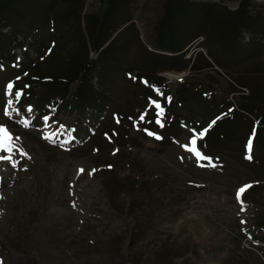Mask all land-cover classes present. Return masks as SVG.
<instances>
[{
  "label": "rangeland",
  "instance_id": "374dc122",
  "mask_svg": "<svg viewBox=\"0 0 264 264\" xmlns=\"http://www.w3.org/2000/svg\"><path fill=\"white\" fill-rule=\"evenodd\" d=\"M47 1L12 3L9 12L23 11L26 5L27 14L35 13L32 17L10 13L8 20L19 25L16 28L9 22L0 24V34L12 37L15 69L24 64L21 70L29 73L49 65L61 76L68 69L67 59L80 54L83 40H88L84 28L96 24L99 38L108 40L102 48L104 54L116 58L117 66L103 63L102 72L95 71L86 81L103 97L119 91L116 100L99 97L108 104L104 110L106 130L101 131L96 122L83 121L86 126L82 127L94 136L89 139L85 134L81 140L66 142L69 137L62 123L51 119L52 115L45 122V116L32 105V111H26L28 117H23L14 97L0 83L6 116L0 117V128H6L12 137V161H19L15 167L12 161H0V264H264V228L258 224L264 220V127L259 125L260 119L264 120V51L253 50L257 43L264 50L262 34L257 32L253 42L252 36L247 39L244 35L238 42L242 50L220 45L218 39L211 45L226 62L235 61L245 51L256 55L237 69L238 77L247 79L249 89L232 92L230 98L238 102L249 99L260 108L257 115H247L237 123L245 138L259 139L257 146L251 143L256 146L251 150L255 157L249 159L247 153L243 160H232L226 154L211 153L216 164L211 167L206 159L188 151L195 137L188 126L165 130L162 139L154 137L153 141L136 128L142 124L140 113L150 114L154 105L143 97L142 85L131 83L130 75L123 72L140 73L146 65L139 60L153 58L150 47L163 15V0H84L79 9L88 14L87 22L73 12L71 3L49 5ZM191 1L219 4L234 11L241 0ZM255 1L264 4V0ZM203 25L194 13L179 11L170 28L177 31L175 41H183L187 34L202 31ZM203 39L185 48L183 60L197 50L207 52L203 47L195 49ZM38 45L44 49V58L36 50ZM89 54L97 59V54ZM29 61L35 65L29 67ZM254 62L257 69L252 67ZM162 68L158 76L169 82L171 92L180 78L190 75L189 71L165 70L167 65ZM113 69L115 75H107V89L103 90L100 75ZM17 73L9 70L5 77L16 81L21 78ZM200 74L215 91H231L226 75L222 78L213 73L210 79L206 72ZM36 94L38 99L28 101L37 104L49 93L39 88ZM8 99H13L11 106ZM209 103L202 100L197 109L202 113ZM44 108L50 110L46 105ZM154 113L160 118L159 110ZM145 117L150 121L148 115ZM164 120L170 121L168 117ZM121 127L135 128L128 130L133 140L123 139L135 148L111 150L105 144L109 138L104 131ZM257 132H261L259 137ZM235 140L239 144L229 140L227 146L237 150L243 141L239 136ZM250 185L260 189L255 203L243 201L242 193L238 195L241 187Z\"/></svg>",
  "mask_w": 264,
  "mask_h": 264
},
{
  "label": "trees",
  "instance_id": "16d2710c",
  "mask_svg": "<svg viewBox=\"0 0 264 264\" xmlns=\"http://www.w3.org/2000/svg\"><path fill=\"white\" fill-rule=\"evenodd\" d=\"M21 0H0V24L1 22H9V26L13 28L19 25L11 23L9 15L16 14L21 17H32L35 13L26 11V5H24L23 11L9 12L10 4L20 2ZM26 2V0H23ZM32 2L34 0H31ZM39 0H36V4ZM84 0H48L47 4L54 5L61 3L63 5L67 3L72 4L73 12L79 17L83 18L86 22L88 20V14H84L81 8V4ZM112 1V0H109ZM163 15L158 21L157 26L154 29V39L152 40L150 53L153 58L149 60H139L143 63L145 70L140 69V73L134 71L123 72L130 75L129 79L131 83L137 82L142 85L144 92L143 97L150 103L152 101H158L161 107L164 109L163 116L156 118L154 111L159 110L155 108L154 111L148 115L150 121L144 119L141 121V126L136 128L140 129V133L147 140H154L157 135L163 137L162 133L165 130L172 131L174 129H183L184 126H188L191 129V133L197 139V150L201 151L202 157H211L212 154H226L227 157L241 158L242 160L247 156V153L251 157V151L249 152L247 145L251 139V143L255 142L257 146L259 139L252 136L245 138L238 131L237 123L246 120L247 115L253 116L258 114V106L255 105L249 99L242 101H233L230 98L232 92L243 93L244 89H249L247 79L238 77L237 69L245 66L250 60L255 59L256 55L252 52H243L239 55L235 61L226 62L220 60L211 45L214 40H220V45H226L237 50H242L239 43L240 40L244 39V35L250 38L252 36V42L255 41L256 33L259 32L264 37V4L256 2L255 0H241L234 11L227 10L226 7L220 6L219 4H207V3H196L191 0H163ZM35 10V9H34ZM189 11L194 13L196 17L201 18L204 22L203 29L200 32H194L187 34L188 37L183 41H175L178 36L177 31L170 28L172 19L175 18L177 12ZM83 15V16H82ZM34 19V18H33ZM32 19V20H33ZM31 20V21H32ZM199 20V19H196ZM35 21V20H34ZM33 21V22H34ZM27 27V25H25ZM87 35L88 40H83L84 45L81 46V53L78 55L70 56L68 58V69L61 76L54 73L52 66L32 69V72L26 73L21 70L20 67H24V64H19V68L15 69L16 56L12 53V37L0 34V83L3 87H6L8 83L14 85L12 92L22 90L24 95L21 100L16 103V106H20L23 117H28L26 108L30 105L41 112L43 116H51L53 120H57L59 123L64 125V129L67 132L69 129L75 127L73 133L74 140L78 141L83 139L84 135L88 134V131L84 128L85 122L97 123L101 131L106 130L108 127L107 112L105 108L108 107L107 100L115 95L118 91H114L111 96L103 97L101 93L95 90L92 84H88L86 78L92 76V74L99 70L102 72V64L117 66L116 58H110L107 54H104L105 49H102L108 42L99 38V30L97 25L93 24L92 27L84 28V32ZM15 36V34L13 35ZM203 37V41L195 47L205 48L207 52L204 54L202 51H195L189 59L183 60L186 55V47L193 41L199 40ZM239 42V43H238ZM180 43V44H179ZM260 46L259 43L256 44ZM253 45L255 53H261L264 50ZM43 47V45H42ZM39 55L45 57L44 49L41 51V45L36 47ZM89 52L97 54V59L93 60L90 58ZM123 56V54H121ZM183 60V62H182ZM66 59L64 60V62ZM109 62H111L109 64ZM33 61H29L27 65L30 67ZM21 65V66H20ZM33 65V66H34ZM41 65V64H40ZM163 65H167L169 71H175L178 73L189 71L190 75L186 78H180L176 83V88L171 92L169 82L164 78L158 76V72H162ZM253 68L257 69V62L252 64ZM216 67V68H215ZM9 70H16L19 73L15 74L21 76L19 80L15 81V78L6 79L5 74ZM20 70V71H19ZM34 70V71H33ZM52 73H51V72ZM222 71V73L220 72ZM115 70H108L105 74L100 75V85L103 90L107 89L106 85L109 78L108 74L115 75ZM206 72L211 78L213 73L223 78V74L227 76L229 80V86L231 91L219 90L215 91L209 83L200 78V73ZM23 73H26L23 75ZM134 73H136L134 76ZM233 73L234 75H230ZM14 75V76H15ZM23 75V76H22ZM2 77L5 79L3 80ZM14 78V79H13ZM13 79V80H12ZM132 79V80H131ZM129 82V81H128ZM27 86V87H25ZM39 88L45 89L49 94L47 97H40L37 101L29 102V99H38L37 92ZM38 90V91H37ZM3 93V92H2ZM253 94V91H252ZM12 96V95H10ZM253 96V95H252ZM14 97V96H12ZM99 97H102L103 102L100 101ZM3 98V94H2ZM168 98H171L170 100ZM115 100L117 99L114 98ZM205 100L209 103V106L202 113L197 109L198 102ZM46 103V104H45ZM153 104V103H152ZM50 110L46 111L44 106ZM154 105V104H153ZM49 106V107H48ZM4 102L0 99V117H6L4 112ZM19 108V107H17ZM260 109V108H259ZM160 111V110H159ZM136 117L139 116V109H137ZM145 114L141 112L140 115ZM145 115V116H146ZM132 118V116H129ZM166 117L169 118V122L164 120ZM119 120V119H118ZM161 120L165 125L160 127L158 124H152V121ZM85 121V122H83ZM82 124L84 127H82ZM260 127H264L263 118L260 119ZM105 127V128H104ZM135 128L121 127L116 129H108L105 134L109 139H105V144L111 146V150L135 148L136 146L130 145L129 142L123 139H134L130 136L129 131H133ZM86 130L87 132H85ZM129 130V131H128ZM204 131L205 135L201 140L198 133ZM95 130L94 133H96ZM148 132H152L153 135L149 136ZM261 132H257L258 137ZM171 135V134H170ZM94 135L88 134L87 137L91 139ZM243 141L242 146L239 149L234 150L227 146V141H234V144H239L235 140L238 137ZM86 137V136H85ZM172 139L173 136H168ZM117 139L119 141L117 142ZM164 140V139H163ZM162 140V141H163ZM123 141V142H122ZM166 146L168 142L164 140ZM173 141H170L171 143ZM256 146H251V150H256ZM232 159V158H231ZM207 160V159H206ZM233 160V159H232ZM257 160V158H255ZM254 161V160H253ZM248 163V162H247ZM256 165L258 161L254 162ZM260 189L256 185H250L246 187L245 192L241 194L243 201L255 203L256 195H258ZM259 227L264 228V220L259 221Z\"/></svg>",
  "mask_w": 264,
  "mask_h": 264
},
{
  "label": "snow or ice",
  "instance_id": "6c2138e0",
  "mask_svg": "<svg viewBox=\"0 0 264 264\" xmlns=\"http://www.w3.org/2000/svg\"><path fill=\"white\" fill-rule=\"evenodd\" d=\"M17 79H19V78H17ZM13 87H14V85H13L12 83H8V84L6 85V89H7V91H8V94L14 96L15 101H16V102H19V101L21 100V97L24 95V93H23L22 90L15 91V92L13 93V92H12ZM25 87H27V86H25ZM168 99L170 100L171 98H168ZM152 103L154 104L155 108H157V109L160 110V111H159V114H160L161 116H163L164 109L161 107L160 102H158V101H152ZM12 104H13V99H8V100H7V105H8V106H11ZM26 111H27V112H31V111H32V108L29 106V107H27ZM146 114H147V113L142 114V115L140 116V121H144V119H145V115H146ZM48 119H49V117H47V116L43 117V120H44L45 122H47ZM156 123H157L158 125H160V127H164V126H165V125L162 123L161 120H157ZM25 126H27V122H26ZM61 127H63V126H61ZM74 131H75L74 129H69V130L67 131L66 135L69 137V141H66V142H70L72 139H74V137L72 136V133H73ZM148 135H149V136H152L153 133H152V132H148ZM204 135H205V132H204V131L198 133V136L200 137L201 140L203 139V136H204ZM155 138H156L157 140L162 139V137L159 136V135H157ZM11 139H12V137H11V135L9 134L8 130H7L6 128H0V161H5V160L12 161V157H13V154H14L15 149H14L13 146L9 143V141H10ZM197 143H198V142H197V139L193 138V139L191 140L192 147H191V148H188V151L191 152V153H194L195 156H196L197 158L207 159V161H208V165H207V166L216 167V164L213 163L211 157H202V153H201V151H198V150H197ZM247 148H248V150H249V152H250V151H251V139L249 140V143H248V145H247ZM21 155H25V153H23V152L21 151ZM248 158L251 159V156H249ZM12 163H13V166L15 167L16 165L19 164V161H12ZM200 166H205V165H200ZM109 167H111V166H109ZM94 171H95V170H93V172H94ZM81 172H83V170H81ZM246 187H248V186H243V187H241V188L238 190V195L241 194V193H244ZM0 198H2V197H0ZM241 203H243V202L241 201ZM243 210H244V209L241 208V211H243ZM241 223L244 224L245 221H241Z\"/></svg>",
  "mask_w": 264,
  "mask_h": 264
},
{
  "label": "built area",
  "instance_id": "2783aa9c",
  "mask_svg": "<svg viewBox=\"0 0 264 264\" xmlns=\"http://www.w3.org/2000/svg\"><path fill=\"white\" fill-rule=\"evenodd\" d=\"M248 39V38H247Z\"/></svg>",
  "mask_w": 264,
  "mask_h": 264
}]
</instances>
